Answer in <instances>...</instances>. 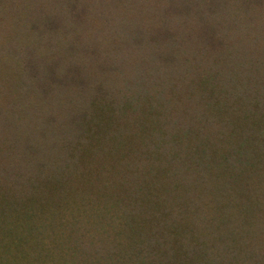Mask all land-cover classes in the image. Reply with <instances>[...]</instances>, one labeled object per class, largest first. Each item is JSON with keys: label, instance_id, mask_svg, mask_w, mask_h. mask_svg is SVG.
<instances>
[{"label": "trees", "instance_id": "16d2710c", "mask_svg": "<svg viewBox=\"0 0 264 264\" xmlns=\"http://www.w3.org/2000/svg\"><path fill=\"white\" fill-rule=\"evenodd\" d=\"M0 264H264V0H0Z\"/></svg>", "mask_w": 264, "mask_h": 264}, {"label": "rangeland", "instance_id": "374dc122", "mask_svg": "<svg viewBox=\"0 0 264 264\" xmlns=\"http://www.w3.org/2000/svg\"><path fill=\"white\" fill-rule=\"evenodd\" d=\"M78 2L81 6H86V8L91 9L93 11L94 6H103V5H117L127 0H74Z\"/></svg>", "mask_w": 264, "mask_h": 264}]
</instances>
